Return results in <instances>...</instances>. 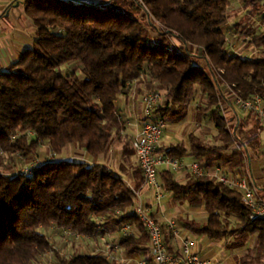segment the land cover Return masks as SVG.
Returning a JSON list of instances; mask_svg holds the SVG:
<instances>
[{
	"label": "trees",
	"instance_id": "obj_1",
	"mask_svg": "<svg viewBox=\"0 0 264 264\" xmlns=\"http://www.w3.org/2000/svg\"><path fill=\"white\" fill-rule=\"evenodd\" d=\"M238 1L252 12L261 10L264 27V0ZM230 6L231 0H24L36 37L16 62L0 70V151L15 161L14 172H0V264H39L50 250L53 264H114L104 254L65 257L53 247L46 232L51 227L94 237L110 223L132 222L148 239L137 218L119 215L136 203L132 187L100 161L123 129L116 102L137 80L166 93V104L157 110L166 121L184 119L199 93L204 98L199 113L211 115L222 143L192 137L189 151L179 144L160 152L190 156L205 167L224 161L231 169L252 159L249 149L261 148L264 124L257 118L261 129L255 136L241 132L244 122L222 79L243 98L264 94V53L244 58L229 50L224 24ZM240 31L264 50V29ZM221 108L235 113L228 119ZM124 139L127 156L130 138ZM236 143L247 156L238 148L227 154ZM70 145L92 163L66 156ZM40 148L57 159H42L31 175L22 173V161L39 158ZM4 161L0 156V169ZM162 178L174 200L204 202L208 218L196 225L199 232L215 241L231 234L235 240L228 248L242 250L237 264H264V218L251 219L237 190L208 176L190 174L184 184L166 170ZM172 238L166 241L169 251ZM250 238L255 242L248 247ZM120 245L125 254L144 249L135 235Z\"/></svg>",
	"mask_w": 264,
	"mask_h": 264
},
{
	"label": "crops",
	"instance_id": "obj_2",
	"mask_svg": "<svg viewBox=\"0 0 264 264\" xmlns=\"http://www.w3.org/2000/svg\"><path fill=\"white\" fill-rule=\"evenodd\" d=\"M82 1L98 3L102 0ZM35 37L36 26L25 12L24 0H0V70L8 68L17 61L18 57L25 49L32 47ZM150 88L151 87L148 86L144 79L137 80L130 86L126 94L118 98L116 109L123 119V129L120 132V137L117 139L119 145L112 146L110 152L100 158V161L105 165L121 173L131 187H135L138 183V188H141L143 185L142 172L135 154L132 156V162L136 163L134 166L131 165L132 167L128 166L125 168L118 166V160L122 159L121 156H124L120 144L123 142L124 138L129 137L131 139V137L133 138L138 132L143 121L141 96L144 92L153 89ZM203 100L199 103V99L194 97L184 119L180 121L167 120L159 149H167L171 146L184 144L189 151L192 137H194L196 141L207 143L206 141H208L209 136H211L208 132V127H214V122L209 113L200 115L199 108L204 106ZM166 101L167 95L165 94V101L162 106L166 104ZM236 111L238 112L240 120H242L246 126L245 117L247 114L242 113L240 115L237 108ZM228 113H231V116H233L235 109L230 108ZM209 122L211 124H209ZM67 149L68 150L65 152L66 156H80L74 145L68 146ZM242 152L244 156H247L244 149ZM249 153L252 154V159L248 160L247 163L245 162L244 167L231 169L230 163L214 161L210 168L212 169L216 165H222L234 172L237 170L241 173H245L249 170L258 183L260 194L264 197V156L261 152L255 153L252 148L249 149ZM227 154L230 155L231 152L229 151ZM183 159L185 161L193 160L190 156L184 157ZM162 171H166V169H161L159 172V179L163 183ZM173 173L176 179L181 183L185 184L189 180L190 173L187 171ZM141 199L145 205L151 209L152 215L161 224L163 230L166 231V241H169L168 239L172 236L168 229V219L174 218L183 235L194 239L195 250L203 258L211 260L213 264H237V256L242 253L241 249H229L226 241L225 243H220L219 240L215 242V240H211L206 234L196 229V225L205 223L208 218V212L204 202L190 203L176 201L173 198V193L165 188L164 197L160 202H157L155 200L154 190L149 186H144L141 189ZM119 228V223H110L107 225V228H105V230L109 232V236L97 235L90 239L85 237L77 239L73 236H64L62 231L56 227H51L47 229L46 232L53 247L61 254H67L70 257L73 254L105 255L111 252L112 249L109 248V244L119 241ZM134 235L136 238L143 239L142 246L144 249L139 252L125 254L121 246V249L117 251L118 260H116L114 264H139L141 260L151 259L148 239L144 237V232L136 224H134ZM169 245L171 247V252L179 255V243L176 242L174 238L171 239Z\"/></svg>",
	"mask_w": 264,
	"mask_h": 264
},
{
	"label": "built area",
	"instance_id": "obj_3",
	"mask_svg": "<svg viewBox=\"0 0 264 264\" xmlns=\"http://www.w3.org/2000/svg\"><path fill=\"white\" fill-rule=\"evenodd\" d=\"M218 76L221 77V71L216 69ZM225 84L227 95L232 98V102L237 110L245 112L247 115L254 116L264 124V94H254L250 98L241 97L227 82ZM143 105V121L132 140V148L137 157L138 165L142 170L144 181L141 188H133L136 196V203L125 211H119L121 217L133 216L139 220L148 235V243L151 252L150 260H141L139 264H213L211 260L203 258L195 250V241L193 238L183 235L176 220L168 219V229L171 235L179 243V255L169 251L166 245L165 233L161 224L152 215L151 209L145 205L141 199V189L144 186L153 188L155 200L160 202L164 197V185L159 179L161 169L173 172L187 171L195 177H211L226 186L237 190L241 194L243 203L249 208L251 219L264 218V197L260 194L259 186L253 174L247 170L245 173L232 171L229 168L216 165L212 169L205 167L198 159L185 161L180 157H171L159 151L163 132L167 121L161 117L157 110L165 101V94L161 91L144 92L141 96ZM261 154L264 156V137L262 139ZM57 156L52 155L48 161H55ZM70 159L82 160L92 163L88 156L70 157ZM43 163L42 160H36L22 170V173L31 175L35 168ZM64 236H73L74 238L90 236L74 233L70 230H62ZM106 231L103 236H109ZM134 235V224L124 222L119 228V241L111 242L109 248L111 252L105 254L106 257L115 262L118 260L117 251L121 249L122 239ZM69 257L67 254H63ZM53 252L47 251L41 258V263L53 264Z\"/></svg>",
	"mask_w": 264,
	"mask_h": 264
},
{
	"label": "rangeland",
	"instance_id": "obj_4",
	"mask_svg": "<svg viewBox=\"0 0 264 264\" xmlns=\"http://www.w3.org/2000/svg\"><path fill=\"white\" fill-rule=\"evenodd\" d=\"M102 1H105V0H102ZM261 13H262L261 10L258 11V12L250 11L248 8H246L238 0H231V6L228 8V11H227V21L224 24V31H225V33L228 36V47H229V50L233 54H239V55H241L244 58H250V57H256L259 54L264 53V50L259 49L258 47H255L253 44H249V40H251V37H249V36L248 37H243L241 35V31H240V29L248 28L249 26L253 27V28H255V29L259 30V31L263 30L264 27H263V23H262V20H261ZM172 41L174 42V44L179 45V42L175 38H172ZM192 50H194V49H192ZM201 64L203 65L204 62L201 61ZM72 67L73 66L66 67L64 71L67 73V72L70 71V69ZM214 72L216 74V77H218V79L221 80V78H220V76H218V73L216 72L215 68H214ZM222 86L225 89V84L224 83L222 84ZM152 90L161 91V92L165 93L163 90H160L159 88L157 89V87H156V89L153 88ZM148 91H150V90H148ZM148 91H146V92H148ZM194 97H197L199 99V103L202 102V100H203V97H201L200 94L197 93V92L195 93ZM221 104L224 105V100L223 99L220 101V105ZM221 110H222L223 114H224V112H225V114H227L228 119L231 117V113H228V111H226V110L224 111L222 108H221ZM238 111L240 112V115L242 113H245V112L240 111V110H238ZM209 124H211V123L209 122ZM245 124H247V125L243 126V128H241V132L242 133H251L254 136H255V134H259V131L261 129V124H260L259 120H257V118H255L254 116H250V115L247 116L246 115ZM208 128H209L208 132H209V134H211V136H209L208 141H206V142L208 144H211V145L222 144L221 142H219L220 137H219L218 131L215 129V127H208ZM210 130H211V133H210ZM30 135H32V134L30 133ZM263 137H264V133H263L262 138ZM133 138L131 137V139L129 141V144H128L129 145L128 152H132V153L128 154L126 157L121 156L122 159L118 160V166H120L122 168L123 167L125 168V167H128V166L130 167L131 165L134 166V164H136V163L132 162V156L135 154L134 150L132 148V140H133ZM125 141H126V139H124L123 142H121V144H120V146H122V150H123V145H124ZM117 145H119V144L117 143V140H115V143H114L113 146H117ZM235 148H238L237 150H239L240 152L243 151V148L240 146V144L236 143L227 152H229V151L231 152ZM67 150L68 149H66V151ZM38 152L40 153V155H39L40 157L39 158L38 157H34L33 160L31 161V163L35 162L36 160H42V159H45V158H50L52 155H54L48 150V148H43V149L40 148L38 150ZM258 152H261V148L259 149ZM0 156H2L5 159V161L3 162V168L0 169V172L1 173L14 172L15 169L12 168V166H11L13 164V162H15L14 158L13 157H9V156L7 157L6 154L4 152H1V151H0ZM74 156L78 157L76 155H73L71 157H74ZM84 156H86V155H81V157H84ZM263 159H264V157H263ZM123 160L126 161V162H124ZM29 161L30 160L22 161V163L20 164L21 166L18 169L22 170L26 166H29L31 164V163H29ZM6 168H8V169H6ZM133 188H135V187H133ZM234 237L235 236H231V234H229L226 237L227 241L225 240V238H223L222 240H219V242L220 243H225V241H226L227 244H230L231 242H233L235 240ZM215 242H218V241H215ZM254 242H255L254 238H250L249 241L247 242L246 246L251 247L252 245H254ZM212 243H213V241H212Z\"/></svg>",
	"mask_w": 264,
	"mask_h": 264
}]
</instances>
